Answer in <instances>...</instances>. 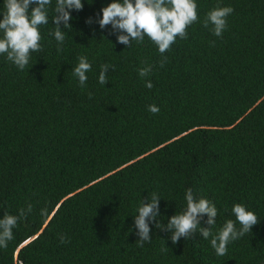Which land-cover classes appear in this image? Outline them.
Listing matches in <instances>:
<instances>
[{"label": "trees", "instance_id": "1", "mask_svg": "<svg viewBox=\"0 0 264 264\" xmlns=\"http://www.w3.org/2000/svg\"><path fill=\"white\" fill-rule=\"evenodd\" d=\"M56 2L39 28L42 50L25 69L0 55V219L33 206L0 248V264H264V0H196L201 22L218 3L233 7L228 27L216 37L193 23L164 53V67L147 36L128 48L111 25L100 28L101 8L113 0L70 10L58 52ZM80 56L92 65L84 88L73 75ZM105 63L115 70L101 85ZM147 65L153 71L142 79ZM188 188L217 207L214 235L235 221V203L260 223L225 256L198 231L173 244L155 222L151 242L137 246L141 200L157 193V221L166 225L186 208Z\"/></svg>", "mask_w": 264, "mask_h": 264}, {"label": "clouds", "instance_id": "2", "mask_svg": "<svg viewBox=\"0 0 264 264\" xmlns=\"http://www.w3.org/2000/svg\"><path fill=\"white\" fill-rule=\"evenodd\" d=\"M52 0H4L3 11L0 12V55H6V59L12 62L19 70L25 69L29 64L32 52L42 50L40 43L42 37L39 31L40 26L49 23L48 7ZM36 5L31 8L30 5ZM82 0H57L55 6V16L52 19L56 26L54 33L55 40L58 42L57 51L62 50L65 41V32L61 30V23L64 29H71L69 21L71 19L70 10L77 11L83 9ZM234 12L231 6L221 7L218 3L213 9L208 11L201 22L198 16V5L196 0H113L106 7L101 8L102 17L98 22L101 29L111 25L117 35V42L131 47L132 42L143 43L147 36L158 48V52L163 57L159 61V66L164 67L167 57L164 53L171 50V45L179 39H187V28L193 23L201 22L204 28L209 29L216 37H222L227 29V17ZM87 23H92L89 18ZM215 43L214 41L212 42ZM92 65L85 56L78 57V64L73 69V75L78 77L79 86H86L87 75L91 71ZM115 70V65L102 64L98 82L101 85L108 83L107 73L109 69ZM153 71L152 65H147L138 69L139 76L143 79ZM145 86L153 88L151 81H147ZM92 98V93H89ZM148 111L158 114L160 109L156 105H149ZM160 196L153 192L147 201L141 200L134 216V226L138 230L136 235L139 237L137 246L143 247L144 244L151 242L150 222H155V227L171 233L170 240L176 244L181 237L185 240L191 238L197 231L204 239L211 237V247L217 256L227 255L229 243L242 238L251 232L253 226L260 223L257 215L241 203L232 206V214L235 221L229 219L214 235L212 228L216 224L218 209L215 204L203 197L197 198L191 188L185 191L186 208L180 213L171 216L166 225L157 221L160 215L159 200ZM33 206L31 203L27 208L18 210L17 215L4 213L0 219V248L6 249L8 243L14 237L13 229L18 226L22 219H26L31 213ZM49 209L47 207L40 210V215L47 218ZM207 215L205 223L209 227H201L200 221ZM240 227L237 229L236 223ZM131 230V229H130ZM60 243H68L66 236H60ZM168 247L161 251L166 252Z\"/></svg>", "mask_w": 264, "mask_h": 264}]
</instances>
